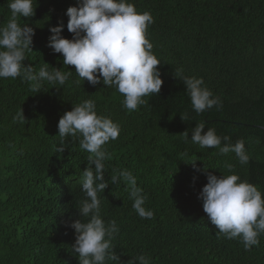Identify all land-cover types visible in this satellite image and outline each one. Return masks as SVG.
<instances>
[{
  "label": "trees",
  "instance_id": "trees-1",
  "mask_svg": "<svg viewBox=\"0 0 264 264\" xmlns=\"http://www.w3.org/2000/svg\"><path fill=\"white\" fill-rule=\"evenodd\" d=\"M127 2L153 18L146 38L163 80L159 94L145 97L148 103L134 111L123 107L115 86L81 80L48 47L49 29L60 21L62 36L72 38L65 13L77 0H33L34 15L17 18L35 33L23 65L38 72L48 63L50 71L71 75L64 85L42 81L39 93L21 77L0 79V264H79L71 247L75 232L66 222L87 220L78 209L86 199L81 180L90 153L80 147L79 133L66 137L59 152L57 126L85 100L120 126L119 137L103 146L111 159L104 161L108 187L98 193L100 215L119 229L109 250L119 259L105 264H129L141 254L150 264H264V233L245 250L239 237L219 233L198 199L208 173L237 174L264 198V0ZM8 3L0 0V26L11 19ZM182 76L202 78L220 103L197 114ZM21 108L25 121L13 122ZM200 122H206L205 132L214 128L232 144L242 139L249 162L241 165L234 152L220 154L179 135L188 131L191 139ZM226 164L234 165L233 173ZM125 169L143 189L152 219L133 209L123 179L112 183L110 177Z\"/></svg>",
  "mask_w": 264,
  "mask_h": 264
},
{
  "label": "clouds",
  "instance_id": "clouds-1",
  "mask_svg": "<svg viewBox=\"0 0 264 264\" xmlns=\"http://www.w3.org/2000/svg\"><path fill=\"white\" fill-rule=\"evenodd\" d=\"M8 7L11 19L0 26V79L21 77L31 82L30 90L35 93L40 92L45 80L64 85L71 71L66 73L56 67L50 71L48 63H45L38 72H34L32 66L25 67L22 63L26 51L31 50L35 33L28 24H19L17 18L34 15L33 0H9ZM65 14L72 38L62 36L64 24L60 21L49 29L52 35L48 47L63 56L64 65L74 66L81 80L86 79L93 86L100 84L101 80L104 86H115L124 96L123 107L128 111L146 105L148 101L145 97L159 94L163 80L157 66L161 62L152 52V43L146 38L148 25L153 22L149 12H137L127 0H77V5L69 6ZM182 79L197 114L220 103L203 86L202 78L182 76ZM18 121H25L22 108L13 117V122ZM205 126L206 122L197 123L191 131V139L188 131L179 135L186 142L190 140L201 148H217L220 154L234 152L241 165L249 162L242 139L232 144L229 137L218 136L214 128H208L205 132ZM57 127L58 135L62 138L57 149L59 152L66 147V137L79 133L82 137L80 147L90 153L81 180L86 199L78 209L81 217L87 220L66 222V226L75 232V242L71 247L78 254L79 264H105L106 259L118 260L116 253L109 250L113 248L111 241L119 229L115 221L106 225L101 218L98 193L108 187L104 161L111 159L103 146L119 137L120 126L110 117L98 115L94 101L85 100L65 112ZM222 139L225 141L223 145ZM192 164L195 168V162ZM225 167L229 173H233L234 165L226 164ZM110 179L113 184L123 179L136 213L141 218H153V211L143 206L146 196L143 189L137 186L136 177L131 171L121 170ZM198 199L219 233L228 239L239 237L245 250L259 244L258 237L264 233V198L255 185L241 180L237 174L218 177L208 173L207 183L199 192ZM137 262L150 264L143 254L132 258L129 264Z\"/></svg>",
  "mask_w": 264,
  "mask_h": 264
}]
</instances>
